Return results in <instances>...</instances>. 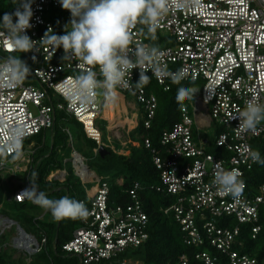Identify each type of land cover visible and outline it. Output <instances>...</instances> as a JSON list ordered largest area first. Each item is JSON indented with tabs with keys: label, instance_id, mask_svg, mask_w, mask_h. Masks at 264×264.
I'll list each match as a JSON object with an SVG mask.
<instances>
[{
	"label": "built area",
	"instance_id": "obj_1",
	"mask_svg": "<svg viewBox=\"0 0 264 264\" xmlns=\"http://www.w3.org/2000/svg\"><path fill=\"white\" fill-rule=\"evenodd\" d=\"M59 7V0H34V15L30 21L33 26L27 30L32 40L39 41L49 26L56 33L55 22L49 20L47 15ZM140 27L137 25L133 29L134 43H145ZM158 31L174 38L172 44L161 48L165 52L163 63L173 72L184 68L186 78L183 82H202L200 90L196 92L195 116L192 117L187 105H183L181 121L161 136L160 143L165 148L166 156L162 157L160 151L152 149L154 164L161 175V185L157 190L166 192L174 200L165 212L174 213L182 231L187 233V244H210L220 252H199L196 259L202 264H258L255 257L242 253L235 246L242 225L249 226L252 238L264 231V223H260L264 184L256 195L247 193L245 173L257 162L240 155L245 145L252 148V142L263 135L264 122L254 132H241L237 129L239 119L233 117L254 96L264 103V0H198L186 9L173 6L160 23ZM3 42L4 37L0 36V56L9 54L2 46ZM63 55L62 47L53 55L47 48L26 53V62L32 70L30 76L35 82L29 79L19 87L0 88V117L3 121L26 125L28 135L25 143L34 135L52 130L56 114L64 112L81 123L86 136L98 144L95 153H99L101 147L116 150L112 143L103 140L99 125L108 104L105 98L98 96L92 106L81 110L69 105L58 89L59 82L80 71L77 61L65 63L61 59ZM146 74L153 77L150 70ZM138 75L139 69H133L131 83L135 84ZM153 78L165 91L170 89L169 79L160 82ZM117 91V99L132 97L143 108L144 125L149 129L158 105L156 96L148 93L144 87L119 88ZM139 122L140 119L134 129ZM195 126L197 129L221 128L215 138L216 146L221 149L219 154L207 151L208 139H203L200 144L195 142ZM65 131L72 141L71 132L68 129ZM143 142L147 148H152L149 139ZM23 153L19 160L9 158L0 162V174L18 172L21 162L29 164L32 154L30 147ZM76 155H80L81 165L86 162L85 157L73 149L71 162L76 174L82 182L96 181V185L88 196V217L82 220V226L75 230L72 239L64 244L62 250L65 254L78 257L80 264H145L121 257L128 249L136 248L148 239V216L137 195L139 184L136 183L130 190L134 201L132 204L112 208L108 203V183L92 169V174L85 177L79 174ZM218 162H222L228 170L237 169L242 173L240 179L245 189L240 199L222 195L211 183ZM60 177L64 179L65 173L59 170L48 179L57 180ZM119 183H122V179ZM29 186L27 183L16 188L12 199L17 203L26 202H20L17 196ZM226 217L235 218L239 225H220V218ZM23 236L18 232L14 239L15 248L23 250L26 256L41 252L46 238L39 242L29 234L27 241ZM243 245L239 242V247ZM181 264H189L186 255L181 258Z\"/></svg>",
	"mask_w": 264,
	"mask_h": 264
},
{
	"label": "trees",
	"instance_id": "obj_2",
	"mask_svg": "<svg viewBox=\"0 0 264 264\" xmlns=\"http://www.w3.org/2000/svg\"><path fill=\"white\" fill-rule=\"evenodd\" d=\"M12 0H0V18L5 12L15 11ZM48 16L49 20L55 22L57 35L65 34V25L69 23L71 14L68 10L59 7L53 9ZM15 22V18H14ZM144 37L145 43H154L164 48L174 42V38L165 35L157 30L155 41ZM148 75L151 81L144 86L148 93H153L157 98V109L155 117L151 121L149 129L144 125L143 108L139 125L132 131V136L139 141L138 146H130L129 154L119 153L118 148H108V153L102 156L95 153L98 144L89 139L83 129V125L73 117L64 112L56 114L55 126L52 130L41 132L26 140L23 150L30 147L31 161L23 173L5 176L6 180L17 179L20 181L18 188L29 183V176L32 171H37L39 177L37 184L40 191H44L48 198L59 199L68 196L78 201H83L86 207L90 208L88 189L85 183L75 175V169L66 159L72 154L73 149L79 152L93 171L98 175L110 174L111 177L102 178L109 185V206L126 207L134 201L131 198L130 190L135 184H139L137 190L138 199L148 216L147 233L148 239L136 248H130L122 254L123 259L139 260L145 264H181V258L186 255L189 264H202L196 259V254L203 250H210L219 254L210 244L205 246L189 245L186 242L187 233L182 231L180 223L176 220L172 211L165 210L174 202L173 197L166 192L158 191L161 185L160 170L154 164L152 149L160 151L161 156H166L165 148L161 145L160 139L163 132L171 130L173 126L181 121V108L188 105V99L182 103L176 101L177 89L181 86H191V82L173 84L169 79L170 89L165 91L158 85L155 79ZM136 77L135 83L138 81ZM71 124L72 126H68ZM68 129L72 135L65 131ZM214 129L215 137L211 148L207 151L212 154H219L221 149L216 146V135L221 132L217 126ZM196 129H194V134ZM50 136V140H48ZM149 139L152 148H147L143 142ZM104 140V139H103ZM253 150L260 152L264 159V133L260 138L252 142ZM95 160V161H94ZM94 162V163H93ZM70 168H67L69 167ZM66 170L63 180H49L48 177L55 171ZM247 193L256 195L264 184V165L255 163L245 173ZM122 179V183L118 182ZM9 189L4 183L0 174V213L9 219L18 222L28 233L35 236L41 242L46 238L41 252L25 257H16V249L9 247L5 236H0V264H80L78 257L65 254L62 250L64 244L69 242L75 230L82 226L83 219H63L56 221L52 218L51 212L47 211L30 201L17 203L11 198ZM260 218L264 223V205L260 206ZM220 225H239L238 221L231 218H220ZM239 242L244 245L239 247ZM52 246V249H49ZM235 248L242 253H247L257 259L258 264H264V231L252 238L249 226H241V232L237 239Z\"/></svg>",
	"mask_w": 264,
	"mask_h": 264
},
{
	"label": "clouds",
	"instance_id": "obj_3",
	"mask_svg": "<svg viewBox=\"0 0 264 264\" xmlns=\"http://www.w3.org/2000/svg\"><path fill=\"white\" fill-rule=\"evenodd\" d=\"M198 0H59L61 7L68 10L71 18L65 25V34L57 35L51 26L39 41L32 40L27 30L33 13L34 0H12L13 12H5L0 18V36L4 37L3 47L9 53L0 56V88L21 86L31 75V68L20 55L42 48L51 50L52 55L63 48L62 61H77L80 71L75 76L66 77L58 83L64 99L69 105L87 110L98 96H103L108 104L115 103L118 89H141L152 78L146 75L151 71L153 77L163 82L170 79L173 84H181L186 78V70L178 68L171 71L163 63L165 52L154 43H134L133 29L139 31L150 41L157 39L156 33L171 7L186 9ZM15 18V22H14ZM35 60V56L32 57ZM139 69V79L131 83L133 69ZM198 90L191 86L177 89L176 101L190 100ZM239 119L237 129L241 132L255 131L264 122V103L258 97L245 102V107L233 117ZM0 127V162L23 157L24 139L28 129L22 122L3 121ZM244 159L264 165L258 150L245 145L240 153ZM242 173L237 169L228 170L222 162L216 163L212 184L222 195L233 199L243 196L245 184L240 179ZM39 173L32 171L30 186L18 194L20 202L31 203L51 212L54 220L86 219L89 210L83 201L62 196L50 199L39 190Z\"/></svg>",
	"mask_w": 264,
	"mask_h": 264
},
{
	"label": "crops",
	"instance_id": "obj_4",
	"mask_svg": "<svg viewBox=\"0 0 264 264\" xmlns=\"http://www.w3.org/2000/svg\"><path fill=\"white\" fill-rule=\"evenodd\" d=\"M108 105H109L108 115L106 114V111H107V106H106L103 119L99 123L100 128L102 127V124L105 123L107 126V129L109 130V132H111V135L108 136L107 142L106 141L105 142L106 143H112V145H114L116 148H118L119 153L129 154V147L130 146H138L139 145V141L136 138H134V136H132V131L135 128V124L142 117L141 106L132 97H129V96L125 97L123 99H116L115 103L108 104ZM124 130H125L126 134H128V135H127V137L125 135V139H121L119 131L122 132ZM113 139L117 140V144L113 141ZM135 142H137L138 145H136ZM27 167H28V164L25 167V170L27 169ZM25 170H23V172ZM60 171H62V170H60ZM62 172L66 173L65 171H62ZM7 173L12 174V175L16 174V173H10V172H7ZM3 174H1V177L4 179L5 176H7V175H5V173H3ZM91 190H90V192L88 190V193H87L88 196H90L92 194ZM10 199H12V196ZM0 215H3V216H0V220L3 218H8L4 214L0 213ZM6 222H8V221H6V220L3 221L0 224V226H2L3 223H6ZM10 224L16 225V227H17V224H15V223H10ZM10 230L11 229H9L8 231H10ZM17 232H18V230H17Z\"/></svg>",
	"mask_w": 264,
	"mask_h": 264
},
{
	"label": "rangeland",
	"instance_id": "obj_5",
	"mask_svg": "<svg viewBox=\"0 0 264 264\" xmlns=\"http://www.w3.org/2000/svg\"><path fill=\"white\" fill-rule=\"evenodd\" d=\"M15 55H20V58L24 61H26L27 59V56H26V53H16ZM29 79L31 80V82H35V80L33 79L32 76H29L25 82H28ZM192 87H195L197 90H200V86L202 85V82H192L191 83ZM100 99L103 98V96H99ZM197 102V96H196V93L194 94L193 98L188 100V105L187 107L189 108V111L193 116H195V103ZM108 112H109V105L107 104V111H106V114L108 115ZM68 126H72L71 124H68ZM194 129H196L197 131H195L196 134H194V140L196 143L200 144L201 142H203V139H208V145L207 147L208 148H211L212 145H213V140H214V137H215V132H214V129L213 128H201V129H197L196 126L194 127ZM101 130H102V134H103V139L104 141L107 142V139H108V136L111 135V132H109V130L107 129V126L106 124H102V127H101ZM125 134H124V133ZM120 136H121V139H125V135L127 137L128 134H126L125 130L120 132ZM48 140H50V136H48ZM113 141L117 144V140L113 139ZM124 141V140H123ZM136 145H138L137 142H135ZM72 156V154H71ZM69 157L67 158L66 160L70 162V164H72L73 168H74V165L73 163L71 162V159L72 157ZM95 161V160H94ZM86 163H87V159H86ZM94 163V162H93ZM20 164V169L18 170V172L16 173H23V170H25V167L27 166L26 162H21L19 163ZM88 164V163H87ZM67 168H70V165L69 167ZM62 171H66V170H62ZM56 173V171H55ZM4 175V174H3ZM5 175H10L8 173H5ZM66 175V173H65ZM75 175L76 172H75ZM98 175V174H97ZM78 176V175H77ZM105 176L107 177H111L110 174H106ZM104 175H98L99 178H104L105 177ZM79 177V176H78ZM80 178V177H79ZM81 179V178H80ZM57 180H62L61 177L60 179H57ZM118 182H120V179L118 180ZM4 183L7 185L8 189H9V193L13 194L14 190L17 188V186L20 184V181L17 180V179H12L10 181L6 180V177L4 178ZM85 185L87 186V189L90 190L92 189V187L94 185H96V181L92 182V183H85ZM0 216H3V215H0ZM9 229H11L10 231H8ZM6 232V233H5ZM5 236L6 240H7V243L9 245V247H15V238L18 236V232H17V227L16 225H11L10 223L6 222V223H3L2 226H0V236ZM17 251H16V257H25V252L23 250H20L18 248H15ZM49 249L51 250L52 249V246H49Z\"/></svg>",
	"mask_w": 264,
	"mask_h": 264
},
{
	"label": "bare ground",
	"instance_id": "obj_6",
	"mask_svg": "<svg viewBox=\"0 0 264 264\" xmlns=\"http://www.w3.org/2000/svg\"><path fill=\"white\" fill-rule=\"evenodd\" d=\"M81 160L82 159L80 155H76L75 162L79 163V165H77V172L84 177L86 176V174H92L91 169L89 168V165L86 162L83 165L80 164V162H82ZM23 239H26L28 241V238L25 235L23 236Z\"/></svg>",
	"mask_w": 264,
	"mask_h": 264
},
{
	"label": "water",
	"instance_id": "obj_7",
	"mask_svg": "<svg viewBox=\"0 0 264 264\" xmlns=\"http://www.w3.org/2000/svg\"><path fill=\"white\" fill-rule=\"evenodd\" d=\"M99 153L102 155V156H104L105 154H107L108 153V150L105 148V147H101L100 149H99ZM8 221L9 223H15V224H17V230H18V232L21 234V235H25V236H29V234H28V232L18 223V222H16V221H13V220H11V219H9V218H3V219H1L0 220V224L3 222V221ZM16 245V244H15Z\"/></svg>",
	"mask_w": 264,
	"mask_h": 264
}]
</instances>
